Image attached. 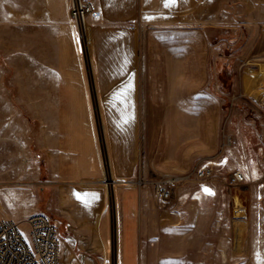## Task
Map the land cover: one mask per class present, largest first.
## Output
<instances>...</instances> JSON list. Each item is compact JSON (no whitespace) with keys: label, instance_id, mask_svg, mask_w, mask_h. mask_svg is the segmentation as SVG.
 Returning <instances> with one entry per match:
<instances>
[{"label":"rangeland","instance_id":"obj_1","mask_svg":"<svg viewBox=\"0 0 264 264\" xmlns=\"http://www.w3.org/2000/svg\"><path fill=\"white\" fill-rule=\"evenodd\" d=\"M66 1L71 11V0H46L57 12ZM151 1L138 24L135 172L118 182L107 167L99 183L80 184L97 225L107 219V234L89 240L78 232L84 207L59 198L43 162L59 117L57 23L40 14L44 0H0V212L51 216L70 264H264V0ZM92 11L84 40L71 22L102 131ZM206 165L212 178L191 177L159 201L153 181ZM233 169L246 175L236 187Z\"/></svg>","mask_w":264,"mask_h":264},{"label":"crops","instance_id":"obj_2","mask_svg":"<svg viewBox=\"0 0 264 264\" xmlns=\"http://www.w3.org/2000/svg\"><path fill=\"white\" fill-rule=\"evenodd\" d=\"M86 1L93 8L94 80L102 131L93 114L91 81L73 38V22L67 1L59 12L53 10L52 4L46 0L39 6L40 14L58 26L59 117L53 125L50 143L47 141L43 147L44 168L49 172L50 183L54 190H58L59 198L65 203L73 204L74 201L83 207L87 204L88 190L80 184L99 183L107 167L118 182L128 179L135 172L142 109L138 24H143L144 15L152 2ZM96 214L85 207L80 210L81 227L78 232L82 239L93 240L99 232L101 236L107 234V219L101 218L97 225ZM0 216L23 222L30 215L0 212ZM63 240L62 264H70L65 255L62 258L67 244ZM80 245L83 254L95 251L90 242L81 241Z\"/></svg>","mask_w":264,"mask_h":264},{"label":"built area","instance_id":"obj_3","mask_svg":"<svg viewBox=\"0 0 264 264\" xmlns=\"http://www.w3.org/2000/svg\"><path fill=\"white\" fill-rule=\"evenodd\" d=\"M91 6L85 0H71V16L80 32ZM215 175L212 165H206L189 175H165L153 181L160 202L173 200V186L191 177L205 180ZM227 184L236 187L246 181L245 173L233 169L227 173ZM142 181H140L141 184ZM0 264H62L61 238L55 219L43 212L27 217L23 222L0 216Z\"/></svg>","mask_w":264,"mask_h":264},{"label":"bare ground","instance_id":"obj_4","mask_svg":"<svg viewBox=\"0 0 264 264\" xmlns=\"http://www.w3.org/2000/svg\"><path fill=\"white\" fill-rule=\"evenodd\" d=\"M80 29H81V36H82L81 38H82V40H84L86 38V34H87L86 21L81 23ZM262 94L264 95V92Z\"/></svg>","mask_w":264,"mask_h":264},{"label":"snow or ice","instance_id":"obj_5","mask_svg":"<svg viewBox=\"0 0 264 264\" xmlns=\"http://www.w3.org/2000/svg\"><path fill=\"white\" fill-rule=\"evenodd\" d=\"M174 2V0H168V3H172ZM205 192H208L209 194H211L209 189H205ZM172 264H175V262H172Z\"/></svg>","mask_w":264,"mask_h":264}]
</instances>
